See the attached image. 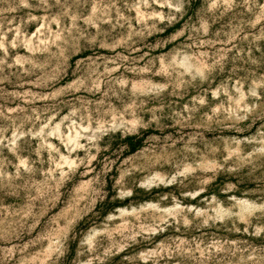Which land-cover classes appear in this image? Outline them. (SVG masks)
I'll return each mask as SVG.
<instances>
[{"label": "clouds", "instance_id": "clouds-1", "mask_svg": "<svg viewBox=\"0 0 264 264\" xmlns=\"http://www.w3.org/2000/svg\"><path fill=\"white\" fill-rule=\"evenodd\" d=\"M0 264H264V0H0Z\"/></svg>", "mask_w": 264, "mask_h": 264}, {"label": "rangeland", "instance_id": "rangeland-1", "mask_svg": "<svg viewBox=\"0 0 264 264\" xmlns=\"http://www.w3.org/2000/svg\"><path fill=\"white\" fill-rule=\"evenodd\" d=\"M74 211L75 209L73 207H71L70 205H65L62 208L55 210V213L56 216H59L62 213L63 216L67 218L71 216ZM49 223L53 229L58 226L57 223L55 222V216L52 218V220ZM52 235H55V233L53 232Z\"/></svg>", "mask_w": 264, "mask_h": 264}]
</instances>
